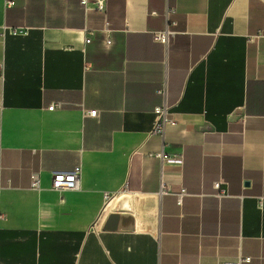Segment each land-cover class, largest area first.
<instances>
[{
    "label": "crops",
    "instance_id": "obj_1",
    "mask_svg": "<svg viewBox=\"0 0 264 264\" xmlns=\"http://www.w3.org/2000/svg\"><path fill=\"white\" fill-rule=\"evenodd\" d=\"M6 1L0 264H264V0H124L123 11L108 0L106 15L80 0ZM168 27L166 47L154 33ZM165 84L177 124L150 136ZM78 165L79 192L50 190ZM111 214L134 230L103 231Z\"/></svg>",
    "mask_w": 264,
    "mask_h": 264
},
{
    "label": "built area",
    "instance_id": "obj_2",
    "mask_svg": "<svg viewBox=\"0 0 264 264\" xmlns=\"http://www.w3.org/2000/svg\"><path fill=\"white\" fill-rule=\"evenodd\" d=\"M81 5L88 11L91 9V5H93V9L103 13L104 15L108 12V0H80ZM15 3L11 0L6 1L7 8L14 7ZM174 13L173 9L167 8L166 10V18L169 20L170 16ZM173 26H177V23L174 22ZM86 44H90L92 42L93 36L95 34V31L86 29ZM104 32L109 34L111 32L110 30V24L106 23V28L104 29ZM10 33L14 36L18 35H26L27 30L20 28V29H10ZM177 35L176 31L171 30L169 27L164 32H156L154 33V40L157 43H160L166 47L169 46L170 41L172 38H174ZM108 44H111V41H107ZM157 93L163 98V102L161 105L157 106L154 109V115H155V123L153 126V129L150 133V136H160L162 138L165 137L166 131L168 127L175 126L177 124L176 120L172 117V106L167 102V86L166 84L160 88ZM65 107V103L58 102V103H52L48 107V111L54 112L57 110H61ZM85 116L89 117H96L97 111H89L82 109ZM157 156L165 163L168 159L165 157L163 153L157 154ZM174 163L177 165H183V158L182 156H178L173 160ZM82 174L83 169L81 165L76 166L72 171L70 172H55L53 173L52 177V183L50 190L56 193H59L63 195L64 193H74L79 192L81 190L82 185ZM162 194L165 192H172L171 187L162 179ZM214 189L217 191V196L220 198H226L229 196L228 194V183L224 179H220L214 183ZM30 190L36 193H40L44 190L43 183H42V175L41 173L34 172L31 175V181H30ZM187 195L186 189H182L179 193V203H182V198ZM111 199V195L109 193L104 194V201L107 203ZM64 199L61 197V202H63ZM6 215L0 214V223L4 222L6 220ZM252 261L251 257H244L240 256L239 259L235 262L228 263V264H243V263H250Z\"/></svg>",
    "mask_w": 264,
    "mask_h": 264
},
{
    "label": "water",
    "instance_id": "obj_3",
    "mask_svg": "<svg viewBox=\"0 0 264 264\" xmlns=\"http://www.w3.org/2000/svg\"><path fill=\"white\" fill-rule=\"evenodd\" d=\"M135 219L131 215L111 214L104 223L103 231H133Z\"/></svg>",
    "mask_w": 264,
    "mask_h": 264
},
{
    "label": "trees",
    "instance_id": "obj_4",
    "mask_svg": "<svg viewBox=\"0 0 264 264\" xmlns=\"http://www.w3.org/2000/svg\"><path fill=\"white\" fill-rule=\"evenodd\" d=\"M110 4L115 5L116 7H119L120 10L123 11V8H124V0H110Z\"/></svg>",
    "mask_w": 264,
    "mask_h": 264
},
{
    "label": "rangeland",
    "instance_id": "obj_5",
    "mask_svg": "<svg viewBox=\"0 0 264 264\" xmlns=\"http://www.w3.org/2000/svg\"><path fill=\"white\" fill-rule=\"evenodd\" d=\"M49 195H50V194H49ZM50 196H53V197H54V201H55V202H56V200H58L56 195L52 194V195H50ZM55 202H54V203H55ZM59 214H61V213H59ZM55 215H58V213L55 212ZM48 226H51V225H48Z\"/></svg>",
    "mask_w": 264,
    "mask_h": 264
}]
</instances>
